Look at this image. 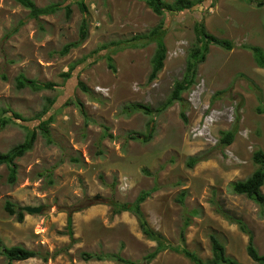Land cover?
Returning a JSON list of instances; mask_svg holds the SVG:
<instances>
[{
	"label": "rangeland",
	"instance_id": "obj_1",
	"mask_svg": "<svg viewBox=\"0 0 264 264\" xmlns=\"http://www.w3.org/2000/svg\"><path fill=\"white\" fill-rule=\"evenodd\" d=\"M33 1L39 8L60 4L61 10L33 20L29 10L14 0H0V116L7 110V116L15 112L29 120L10 124L0 133V153L25 141L23 126L38 133L34 148L16 161L14 184L9 182L8 166H0V264H6L2 248L14 246L62 252L47 263L31 259L14 264H120L85 262L82 253L118 254L136 264H193L172 250L148 263L145 258L158 245L142 234L133 214L111 218L106 202L88 207L97 195L133 204L142 192L154 188L142 211L150 227L173 247L180 245L186 212L196 210L198 215L186 232L188 250L209 260V237L215 234L228 257L257 264L247 253L248 237L218 215L211 200L246 222L264 255V211L231 191V184L259 169L253 156L264 152V114L258 113L264 107V72L246 49H264V7L252 0H203L191 10L158 16L142 0ZM80 2L88 8L87 16ZM84 20L87 40L63 56L66 45L80 41ZM197 25L232 42L233 50L210 45L183 101L157 112L176 82L185 77L191 51L201 47ZM159 27H163L167 58L157 79L149 82L156 44L134 39ZM124 41H132L131 46L111 45ZM72 66H76L72 78L65 79ZM20 75L56 87L18 90ZM79 83L90 93L82 92ZM48 99L55 103L42 119H53L48 127L52 145L36 119ZM136 104L149 107L151 114L134 112L130 107ZM234 128L238 130L234 143L220 148L222 132ZM198 155L206 160L189 169L188 159ZM7 202L17 211L42 207V212L21 211L24 222L19 223L6 211Z\"/></svg>",
	"mask_w": 264,
	"mask_h": 264
},
{
	"label": "trees",
	"instance_id": "obj_2",
	"mask_svg": "<svg viewBox=\"0 0 264 264\" xmlns=\"http://www.w3.org/2000/svg\"><path fill=\"white\" fill-rule=\"evenodd\" d=\"M16 3L20 4L24 8L28 9L30 14L29 17L33 20H39L43 16H51L56 14L61 10L60 4H51L44 8H39L36 6L33 0H14ZM146 3V5L158 16H164L165 13H180L186 10H191L201 4L203 0H174L172 3H168L165 0H142ZM251 2H256L257 7L261 8L264 6V0L261 2L252 0ZM80 9L85 14L88 15V8L86 7L84 2L79 3ZM67 17H71L72 11L70 7L66 9ZM84 23L80 29V41L78 43H71L64 47L61 51L63 56L69 54L72 49L78 48L80 45L83 44L85 40H87L88 33H87V24ZM23 22H20V26L23 25ZM159 27L158 29H154L149 34H145L142 36H138L134 39L136 40H145L144 42L148 43H155L156 44V51L152 58V71L149 77V82H153L157 79V76L164 68V62L167 58V47L164 42V32L161 31ZM18 31V29L14 30V34ZM196 36L198 43L201 44V47L198 45L194 47L189 55V62L186 69V75L181 81H177L174 89L166 101V103L157 109V112H162L170 107H172L176 102L183 101V95L187 93L191 87L195 84L196 75H197V66L199 64H203L206 60V53H208V47L210 45H215L220 48H223L227 51L233 50L232 42L224 39H218L217 37L213 36L212 34L208 33L204 27V25H197L195 28ZM133 40V39H132ZM132 41H124L123 43H111L112 46L124 45V46H131ZM109 45H104V49H107ZM247 50L252 51L255 61L261 68H264V49L255 46H248L246 47ZM109 66L115 70L114 66L111 64L112 59L108 57ZM76 66H72L69 73L64 74L65 79H70L73 76V71L75 70ZM3 81H7L6 76H1ZM16 85L18 90H23L25 88H30L34 92H41V91H51L54 90L56 85L53 83H41L36 80H30L26 78L24 75H20L16 79ZM79 87L85 94H89V88L84 85L83 83H79ZM48 104L44 107L41 114L36 115V119L40 120L39 129L44 137L47 139L48 144L52 145L53 140L48 135V127L50 122L53 119L43 120L46 114L49 111V108L54 105V99H48ZM82 114L87 118L86 112L82 105H79ZM133 109L134 112H144L145 114H151V109L147 106H143L140 104L133 105L130 107ZM7 110H3L0 116V133L10 124H18L17 121L26 122L29 121L28 119L24 118L19 113L12 112V116H7ZM259 114H264V107H260L258 109ZM183 114V113H182ZM182 118L185 119V115H182ZM17 122V123H16ZM26 130V139L23 143L15 146L14 148L10 149L6 153H0V166L7 165L10 171L9 175V182L14 184L17 180V173H18V165L16 161L22 157H24L28 152H30L35 145L37 139V131L35 129L31 130L29 127L23 126ZM238 130L234 128L230 131L222 132V136L220 138L219 146L220 148H227L231 146L235 138L237 136ZM151 138L149 135L145 140L148 141ZM136 139V138H134ZM253 159L257 165H259V169L256 170L248 179L244 181H238L231 184V191L235 195L246 196L251 201L255 202L260 208L264 211V193L262 188L264 187V152L257 151ZM206 158L203 156H195L188 159L187 167L189 169L195 168L199 163L205 161ZM156 192V189H152L150 191L142 192L136 199L133 204L129 203H120L113 198L105 199L100 195H97L90 201L88 207L101 204L106 202L111 208V218L119 216L123 213H131L133 214L138 222L141 229L142 234L149 239L150 241L156 242L158 247L157 249L149 254L145 261L147 260L148 263L153 261L160 253L165 252L167 250H172L176 253H180L184 255L187 259H189L193 264H241L237 260L228 257L226 254V246L222 243L219 237L215 234L210 235V243H211V253L212 257L209 260H203L195 253L191 252L186 247V232L187 229L191 225V219L198 215V211H187L184 217V226L181 229L180 233V245L175 248L169 242L166 241L164 236L160 233L154 231L151 227L149 222L147 221L146 216L142 211V205L147 201V199ZM186 193L183 192L180 194L178 198V202L180 205L184 204ZM211 204L214 206L215 211L218 215L224 218L227 222L231 225L237 226V228L248 237V246H247V253L249 257L257 264H264V255H261L257 250L255 243H254V235L245 221L241 218L236 217L231 212L227 211L219 202L215 200H211ZM6 211L11 216H16L17 221L19 223L24 222V213L21 211H17L16 207L7 202L6 204ZM2 243L0 241V247ZM62 252L58 251L54 254L51 253H42L37 251H31L21 246H14V247H3L2 248V255L6 259V264H14L16 262H25L31 259H39L43 262L47 263L50 260L56 259ZM81 258L85 262L89 261H116L120 264H136L130 260L124 259L121 255L116 254H93V253H82Z\"/></svg>",
	"mask_w": 264,
	"mask_h": 264
},
{
	"label": "water",
	"instance_id": "obj_3",
	"mask_svg": "<svg viewBox=\"0 0 264 264\" xmlns=\"http://www.w3.org/2000/svg\"><path fill=\"white\" fill-rule=\"evenodd\" d=\"M20 211L27 212L30 214H40L42 212V207H23L19 209ZM72 224H73V218L69 217L68 219V231L69 235L72 237Z\"/></svg>",
	"mask_w": 264,
	"mask_h": 264
},
{
	"label": "crops",
	"instance_id": "obj_4",
	"mask_svg": "<svg viewBox=\"0 0 264 264\" xmlns=\"http://www.w3.org/2000/svg\"><path fill=\"white\" fill-rule=\"evenodd\" d=\"M261 72H264V68L261 69Z\"/></svg>",
	"mask_w": 264,
	"mask_h": 264
},
{
	"label": "flooded vegetation",
	"instance_id": "obj_5",
	"mask_svg": "<svg viewBox=\"0 0 264 264\" xmlns=\"http://www.w3.org/2000/svg\"><path fill=\"white\" fill-rule=\"evenodd\" d=\"M258 1V0H257ZM258 2H261V0L260 1H258ZM264 7V6H263Z\"/></svg>",
	"mask_w": 264,
	"mask_h": 264
}]
</instances>
